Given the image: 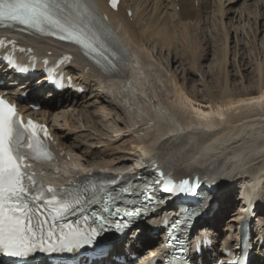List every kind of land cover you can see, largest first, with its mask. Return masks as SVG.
<instances>
[{"label": "bare ground", "instance_id": "6f19581e", "mask_svg": "<svg viewBox=\"0 0 264 264\" xmlns=\"http://www.w3.org/2000/svg\"><path fill=\"white\" fill-rule=\"evenodd\" d=\"M107 1L108 0H80L82 11L84 12L82 18L83 23L80 27L83 28L87 39L96 45V51L89 48V55H87L84 49L80 48L73 41L59 42L54 40V37L44 38L38 34L25 35V40L22 43L32 49L35 47L40 48L34 49L35 53L42 57H49L50 59L56 57L61 51H65L66 49L73 51L75 60L66 68L67 74L72 75L75 82L83 86L87 93H90L91 98L97 100L101 104H104L103 101L106 100L105 103L110 104L109 102L111 101L114 105L121 104L122 106L125 105L130 108L132 96H138L137 91L133 90V88H137L135 85L139 81L140 77L142 76V78H144L145 76L143 72H140L143 68L140 67V62L138 61L136 53L137 51L131 53V48H134L135 50V48L142 49L141 47L144 48L145 46H152L154 49L162 48L170 51L171 47H175V41L178 40L176 33L178 34V32H180L183 39L188 38L186 37L187 34H192L191 32L195 30L194 28L199 26L202 21L201 18H204V15L198 7L201 8L203 6L200 5V0H177V3L176 0H157L156 4L152 8V14L148 15L145 8L146 0H122L117 12L110 11L107 6ZM196 2L198 3V7H196ZM133 6L135 10H133ZM168 7H171L174 10V15L177 17V20H175L176 22H174L173 18L165 12ZM177 7L180 8L179 12L176 11ZM138 9H142L141 12L138 13ZM127 11H131L133 13V20L128 17ZM226 11L227 10L224 9V3L219 0L217 12L219 18L224 19ZM99 13L107 15L109 22L106 23L103 18L99 16ZM225 32L227 33V29ZM225 32L223 36H226ZM93 36L98 37L99 40H93ZM46 40L57 41V43L59 42L58 44L64 47V49H61V51H55L47 46ZM185 42L187 43V41ZM201 47L199 45H195L193 47L196 49L195 52H197L196 54L198 60L203 58V54L201 53L203 47ZM137 50L139 51V49ZM50 51L53 53L52 56H49L48 54ZM192 51L194 52V50ZM142 56L143 58H147V55L144 57V51ZM146 58L144 61L148 60ZM125 59L130 61V68L122 64V61ZM177 60L178 59L176 58L175 61ZM108 68H112L115 73H105V69ZM193 68L196 69L198 67L195 64ZM262 68L263 67H261V69L259 68V74L262 78L261 85L263 87H261L262 89L260 91L235 94L231 90L222 88L218 92L217 96L210 97L208 102L205 103L196 101L199 98V96L196 95L197 93L195 94V92L187 90V87L182 85V83L179 85L177 76L171 74V78L175 82V89L177 92L175 94L177 95L176 100L177 98L179 99L178 101H175L178 105H176L175 111L170 110V108L167 109L162 105L155 107L156 105L154 106L153 102H147L146 98L151 99V96H144L141 94V97L139 96L140 99L142 98L143 102L147 103L151 109L153 108L152 111L155 113V115L153 113L154 117L151 121L153 126L151 125V122L144 123V121H140L135 128L132 127L131 130H133V136L136 131L138 137L135 136L129 141V143L135 144L132 148L134 149V152L138 153L139 150L141 153L143 152V164L141 163L142 166H139L134 173H126L124 175L131 177V175L138 174L153 167L155 168V171L159 173L173 176L175 182L192 174L206 177V179L211 182L212 187L217 186L218 189L215 193L209 195L211 196L213 203L207 210V213L210 215L208 216V219H205L202 226L209 227L211 230H214L216 240L221 237L216 233V229L219 227L218 220L223 216H227V214L224 213L225 207L228 205L244 207L245 202L243 199H239V204H235L233 201V198H235V195L238 193L237 188H239V186L244 188V191L248 189L253 192V196L255 198L260 197V203H258V213H260L263 209L264 155H253L252 153L254 152H251L248 157L241 156V158H237L235 160L234 164L231 165L227 162L226 165L227 157H232L233 155L239 156L241 154L240 150L234 151V148H237L236 146L238 144H242L248 139L240 136L242 132H245L246 128L241 127L242 129L238 130L235 134L234 132L236 128H239L238 126L243 124L246 119L259 116L260 114H255L259 111V109L260 111L261 109L264 111V70H262ZM87 69L88 71H86ZM11 77L15 79V76L12 75V73L6 70L2 71L0 68V80L7 81V79ZM111 78L115 79L112 80ZM13 81L17 82L18 79ZM15 85H17L18 88L9 89V87L6 86L8 97L12 99L18 97L22 92L27 91H29V95L31 97H36L35 94L37 93L39 95H47L48 93L49 97L53 95L49 89L46 88L45 79L42 77L39 78L37 84H34L32 81H18V84L16 83ZM92 87L97 88V91L92 92ZM54 97H56L55 100L50 99L49 101L39 100V97H36L41 104V107L38 109L39 112L36 113L37 117L45 123L50 122L49 120L51 119V115H53L56 110H61L66 107L76 106L79 104L85 99V94L79 96L69 92L63 95H54ZM185 102L189 103L191 106L189 112L183 109L186 105ZM183 104L185 105L183 106ZM187 108L189 107L187 106ZM175 113L181 115L179 117L185 118L184 121L187 123V129L183 128V124H181L179 120L177 121ZM168 119L169 123L167 124L166 122ZM163 124L168 127V132L166 134L162 130V127L164 126ZM226 124H229L230 126L228 127ZM54 126H56V128ZM149 126L157 132L156 135H154V142L156 141L155 144H157L152 146V142L150 145L151 147H148V145L138 149V147H140L139 145L144 144V142L147 141L143 139V133H145ZM226 126L227 128L225 129ZM51 127L59 142V146L62 151H64V141L67 137L59 134V130L61 129H59L60 127L58 125L53 123ZM260 130L261 129L258 131ZM250 133H252V131H250ZM224 136H226V138L230 137L229 142L227 139V147L232 150V153L229 155L225 154L224 156H222V154L216 155L215 152L217 150L219 151L221 149L220 147L223 146L220 142H222V137ZM191 139L193 142H190ZM260 144L264 145V141ZM137 153H132V155H136ZM121 159L123 158H120L119 160ZM90 170H92V168L86 170L85 172L76 173L75 178L82 177L84 174L89 173ZM98 172L106 173V177H112L111 173H107L105 171ZM235 181L238 187L230 188V184ZM258 188L260 189L258 190ZM172 208V206L171 208L168 207V209ZM170 216L171 212H169L168 217ZM157 217L158 216L152 217L150 223L156 225V221L158 219ZM234 222L237 224V228L234 231L235 235L227 243L228 247L231 245L229 243H235L237 249L240 245V232L244 229V218L242 212L239 211V213H237V220ZM248 222H250V220ZM261 225L262 223L260 222V226ZM142 228L143 229L141 231L143 235L141 237L143 239L139 242L138 238V243L140 244L141 249H136L135 242L130 243L131 250L135 254L145 253V247L150 248L146 239L153 241V233L157 229H151L150 226H143ZM250 233L252 236L253 232L251 228ZM261 235L264 237V233ZM257 242H259V240ZM150 251L151 253L160 251V247H151ZM232 252L236 253L235 251ZM260 252L261 255H263L262 258L264 259V244L261 246ZM114 253L118 255L125 254L120 250L119 245L114 246ZM151 253L149 254L151 255ZM214 254L216 255L214 262H216L220 256L219 251L215 250ZM150 257H146V261H149ZM106 261L107 264H117L111 259ZM252 264H264V260L259 262L258 256L255 255L252 259Z\"/></svg>", "mask_w": 264, "mask_h": 264}, {"label": "rangeland", "instance_id": "374dc122", "mask_svg": "<svg viewBox=\"0 0 264 264\" xmlns=\"http://www.w3.org/2000/svg\"><path fill=\"white\" fill-rule=\"evenodd\" d=\"M218 1L200 0V5L203 6L201 8L198 7V3L196 2V7L203 13L204 18H201V23L197 28H194L195 30L191 32L192 34H187L186 37L188 38L183 39L180 32L176 33L178 37L174 45L176 48L171 47L170 51L162 48L154 49L152 46L141 47L142 49L135 48V50L131 48V53L137 51L140 67L144 70L139 71L143 72L145 76L144 78L141 76L135 85L137 88H133V90L137 91L138 96H132L130 108L121 104H117L119 106L114 105L111 101L108 104L105 103L106 100L103 101L104 104H101L91 98L90 93H86L85 99L76 106L58 109L51 115L49 124L52 125L54 123L58 125L60 128H57L61 129L59 130V134L67 137L64 141V148L67 152L64 167L67 172L76 170L77 172H85L93 168L98 171L118 175L134 173L139 166L141 167L144 154L140 150L138 153L133 151L134 149L132 148L135 144L129 143V141L138 136L136 131L133 136V130L131 129L132 127L135 128L140 121L150 123L153 120L154 112L152 111L153 108L151 109L147 103L143 102L142 98L140 99V94L151 96L149 100L153 102L154 106L156 105L155 107L162 105L167 109L170 108V110L175 111L177 105L175 101L179 99L177 98L176 100L175 82L171 78L173 74L177 76L179 85L182 83V85L187 87V90H191L195 94L197 93L196 95L199 98L197 100L195 98L196 101L204 103L208 102L210 97L217 96L222 88L231 90L235 94L250 91L258 92L263 88L259 68L263 67L262 70H264V0H220L224 3V9L227 10L224 19L219 18L217 13ZM156 2L157 0H146L145 8L148 15L152 14V8ZM132 8L135 10L134 6ZM179 9L177 7L176 11L179 12ZM141 10L138 9L137 12L139 13ZM165 12L176 22L177 17L174 15V10L171 7H168ZM130 19L133 20V17H130ZM225 28L227 29V33L225 32ZM224 32L226 36H223ZM46 42L52 49L60 48V45L54 42L47 40ZM195 45H199L200 47L202 45L203 47H201L203 58L200 60L197 59L196 49L193 48ZM191 47L195 54L191 50ZM34 49L40 48L35 47ZM142 50L144 51V57L147 55V58H145L149 61H144L145 58L142 56ZM176 58L178 59L177 61H175ZM193 62L199 69L193 68L195 66ZM95 91H97V88L92 87V92ZM185 103L189 108L183 104V106L185 105L183 109L189 112L191 106L189 103ZM255 114L260 115L246 119L243 124L238 126L239 128H236L235 134L238 130L246 128L245 132H242L240 136L248 139L244 143L238 144L237 148H234V151L240 150V157L234 155L227 157L226 165L227 162L231 165L234 164L235 160L241 158V156L248 157L251 152H254L252 153L253 155H264V145L260 144L264 141V111L262 109L260 111L259 109ZM179 116L181 115L176 114L177 121L179 120L183 124V128L187 129V123L184 121L185 118ZM166 123H169V119ZM163 125L165 127L163 126L162 130L166 134L168 127L165 124ZM226 125L230 126L229 124ZM54 127L56 128V126ZM259 129L261 130L258 131ZM156 133V130L149 126L143 135V139L147 141L139 145L138 149L148 145V147H151L152 142V146L156 145V141L154 142V135ZM222 138L220 144H223V146L215 154H222V156L225 154L229 155L232 153V150L227 147V139L229 142L230 137L226 138L224 136ZM191 140L190 142H193ZM132 153L137 154L132 155ZM120 158L123 159L119 160ZM236 185L235 181L230 184V188H235ZM235 204L239 203L235 201ZM239 208L236 205L225 207L224 213L227 216H223L218 220L219 227L216 229V233L221 236L219 238L220 243L226 244L234 237V231L237 228V224L234 221L237 220ZM260 213L257 214L258 218L254 220L251 228L255 238L254 243H257V235L264 233V207ZM260 222L262 223L261 226ZM212 231L215 232L214 230ZM159 242L160 238L159 240H155L153 244L152 241H148V245H159ZM229 244H231V248L235 246L233 242Z\"/></svg>", "mask_w": 264, "mask_h": 264}, {"label": "snow or ice", "instance_id": "6c2138e0", "mask_svg": "<svg viewBox=\"0 0 264 264\" xmlns=\"http://www.w3.org/2000/svg\"><path fill=\"white\" fill-rule=\"evenodd\" d=\"M116 3L117 0H112L113 7ZM83 15L80 0H0V22H15L41 32L50 30L52 34L66 33L61 38L75 40L85 48L96 51V45L87 39L80 27ZM93 40L98 41L99 38L93 36ZM36 127L31 120L25 126L15 105L0 97V251L10 256H25L38 243L42 246L45 239L44 224L48 221L36 219L34 222L35 212L28 204L29 198L36 200L43 197H28L29 189L24 184L26 178L33 181L32 175L24 168L25 155L31 154L34 159L38 158L36 152L39 141L31 142L36 137ZM165 190L174 191L169 186ZM179 190L191 191L183 185ZM46 191L52 193L48 203L57 211H71L68 203L56 200L55 189L48 188ZM104 220L101 217V231ZM123 227H127V224L117 226V230H123ZM66 228L67 231L60 230L58 237L64 247L91 243L95 235V229L88 233L87 229L73 228L72 225H66ZM54 235L56 233L49 229L47 237L51 239ZM51 247L50 244L47 250H51Z\"/></svg>", "mask_w": 264, "mask_h": 264}]
</instances>
